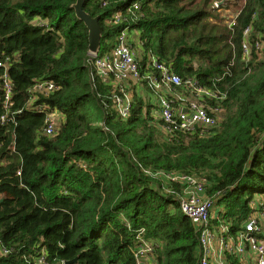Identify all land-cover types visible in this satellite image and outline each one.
I'll return each mask as SVG.
<instances>
[{
    "label": "trees",
    "instance_id": "trees-1",
    "mask_svg": "<svg viewBox=\"0 0 264 264\" xmlns=\"http://www.w3.org/2000/svg\"><path fill=\"white\" fill-rule=\"evenodd\" d=\"M75 1L0 0V264H138L148 241L153 264H197L196 227L167 192L183 184L155 174H202L233 231L264 199V0L233 2L231 19L221 13L229 1L84 0L99 16L101 50L134 31L142 70L153 54L224 94L211 102L222 110L216 127L168 137L149 98L134 94L122 119L111 87L95 74L89 81ZM44 81L56 86L47 96L34 92ZM52 108L62 117L48 136Z\"/></svg>",
    "mask_w": 264,
    "mask_h": 264
},
{
    "label": "built area",
    "instance_id": "built-area-1",
    "mask_svg": "<svg viewBox=\"0 0 264 264\" xmlns=\"http://www.w3.org/2000/svg\"><path fill=\"white\" fill-rule=\"evenodd\" d=\"M133 8L137 9L138 3H133ZM112 18L115 22L121 21L119 12L113 13ZM116 40L110 49L100 48L96 54H88L87 67L89 81L93 80L92 74H95L111 87V108L122 119L130 115L136 94L144 99L149 98L155 107L153 114L159 119L160 129L167 137L176 132L203 134L218 125L222 110L216 104L211 105V102L223 99L224 94L203 86L194 77L181 78L153 54L148 55L149 60L142 70L139 65L140 54L133 47L128 29L122 30ZM259 48L261 43H255V49ZM243 52L248 54L246 42ZM4 65L5 62L0 60V67ZM2 80L8 98L10 86L6 73ZM55 89L53 82L44 81L34 87V92L47 96ZM61 117L60 112L52 108L46 117L43 132L53 136ZM155 175H160L168 182L183 184L181 192L171 189H167V192H172L183 216L196 227L199 239L197 264H264V199L251 203L252 211L244 218L240 228L233 231L232 223L216 214L213 197L206 196V179L202 174L158 172ZM154 247L152 241L137 246L134 256L138 264H153L150 257ZM34 262L46 264L44 256Z\"/></svg>",
    "mask_w": 264,
    "mask_h": 264
},
{
    "label": "water",
    "instance_id": "water-1",
    "mask_svg": "<svg viewBox=\"0 0 264 264\" xmlns=\"http://www.w3.org/2000/svg\"><path fill=\"white\" fill-rule=\"evenodd\" d=\"M223 0L216 3V6H220ZM74 9L75 16L85 24L88 36V54H96L101 48V37L102 29L99 22V16H94L93 18L84 10V0H76L72 6ZM72 261H75L72 260ZM69 261V262H72ZM68 263V262H67Z\"/></svg>",
    "mask_w": 264,
    "mask_h": 264
},
{
    "label": "rangeland",
    "instance_id": "rangeland-1",
    "mask_svg": "<svg viewBox=\"0 0 264 264\" xmlns=\"http://www.w3.org/2000/svg\"><path fill=\"white\" fill-rule=\"evenodd\" d=\"M212 1H214V0H212ZM227 1H229L230 3H228L227 6L221 10V13H222V15H225L226 17L231 19V18H234L235 14L237 12L236 6H239V4L241 3V0H223V3L220 5H224ZM218 2H220V0H218ZM233 2H237V5L234 6ZM213 6H216V4H214ZM180 212L181 211H179V213Z\"/></svg>",
    "mask_w": 264,
    "mask_h": 264
},
{
    "label": "crops",
    "instance_id": "crops-1",
    "mask_svg": "<svg viewBox=\"0 0 264 264\" xmlns=\"http://www.w3.org/2000/svg\"><path fill=\"white\" fill-rule=\"evenodd\" d=\"M133 33H135L134 31L133 32H131V35H132V40H133ZM138 40H136V42H137ZM138 45V44H137ZM137 45L135 44V46H134V49L136 50V47H137ZM139 94H141V93H139ZM142 95V94H141ZM257 199H259L258 197H257ZM256 202H258L257 200H255Z\"/></svg>",
    "mask_w": 264,
    "mask_h": 264
}]
</instances>
